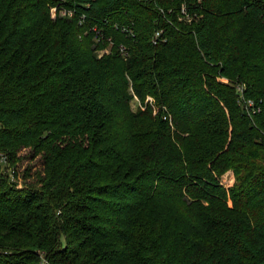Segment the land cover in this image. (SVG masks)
<instances>
[{"label":"trees","instance_id":"obj_1","mask_svg":"<svg viewBox=\"0 0 264 264\" xmlns=\"http://www.w3.org/2000/svg\"><path fill=\"white\" fill-rule=\"evenodd\" d=\"M0 264H264V0H0Z\"/></svg>","mask_w":264,"mask_h":264},{"label":"rangeland","instance_id":"obj_2","mask_svg":"<svg viewBox=\"0 0 264 264\" xmlns=\"http://www.w3.org/2000/svg\"><path fill=\"white\" fill-rule=\"evenodd\" d=\"M183 19L186 20V21H189L190 20L189 15H184ZM146 101H150V99L147 98ZM138 106H140V103L137 101L136 98L132 97L131 98V107H132V109L135 110V108L138 107ZM29 154H30L29 151L26 150V149L22 150L20 152V155L22 157H24V158L18 164L17 170H18V173L20 175L25 168H29L30 170H29L28 173L30 174V176L32 178V175H34V173L37 170H39L41 166H40L39 158L31 159V158H29ZM2 168H3V166H2ZM7 176L10 179V181L12 183H15L17 186H26L27 182L30 181V179H31V178H29L28 180L26 179L24 181L22 178H13L12 177V172H11L10 169L7 170ZM233 181H234V178H233L232 173L230 171L225 172L219 178V183L221 185H223L224 187H229L233 183Z\"/></svg>","mask_w":264,"mask_h":264},{"label":"built area","instance_id":"obj_3","mask_svg":"<svg viewBox=\"0 0 264 264\" xmlns=\"http://www.w3.org/2000/svg\"><path fill=\"white\" fill-rule=\"evenodd\" d=\"M53 11H54V10H53ZM59 14H60L61 16H64V15H68V16H70V15H71L70 12H65V11H61ZM157 35H158V33L155 34V36H157ZM121 50H122V48H121ZM107 52H108V49H105V50H101V51H100V53H107ZM248 104L251 105L250 102H249Z\"/></svg>","mask_w":264,"mask_h":264}]
</instances>
